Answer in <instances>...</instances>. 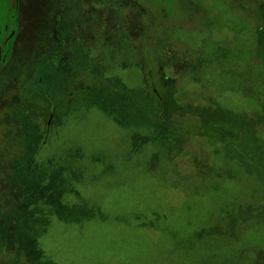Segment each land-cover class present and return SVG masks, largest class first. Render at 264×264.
<instances>
[{
    "label": "rangeland",
    "instance_id": "rangeland-1",
    "mask_svg": "<svg viewBox=\"0 0 264 264\" xmlns=\"http://www.w3.org/2000/svg\"><path fill=\"white\" fill-rule=\"evenodd\" d=\"M24 3L0 264H264V0Z\"/></svg>",
    "mask_w": 264,
    "mask_h": 264
},
{
    "label": "flooded vegetation",
    "instance_id": "flooded-vegetation-1",
    "mask_svg": "<svg viewBox=\"0 0 264 264\" xmlns=\"http://www.w3.org/2000/svg\"><path fill=\"white\" fill-rule=\"evenodd\" d=\"M24 1L25 0H0V108H4L3 112L5 114H9L5 106L6 103H9L11 100V96L8 95L9 97L7 98L6 96L4 97V80H2V78L12 68L10 64L13 62L12 60L15 58V55H18L22 51H30L33 46V42L29 39L33 33V25H31L30 22L27 23L26 15L23 14L21 17L20 6L23 4L22 6L26 7ZM24 11H27V9ZM43 21L45 22L46 19ZM52 27L47 31L44 38L50 37V34L55 32ZM54 37L56 40H60L58 34L54 35ZM43 43L45 42L43 41L42 44ZM42 48H44V46H42ZM0 124L2 123L0 122Z\"/></svg>",
    "mask_w": 264,
    "mask_h": 264
}]
</instances>
